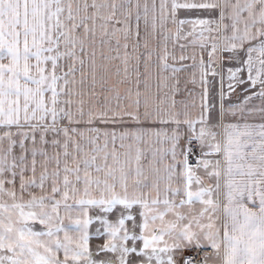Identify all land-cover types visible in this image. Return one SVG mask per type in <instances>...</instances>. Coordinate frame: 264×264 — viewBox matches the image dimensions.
Listing matches in <instances>:
<instances>
[{
    "label": "snow or ice",
    "instance_id": "6c2138e0",
    "mask_svg": "<svg viewBox=\"0 0 264 264\" xmlns=\"http://www.w3.org/2000/svg\"><path fill=\"white\" fill-rule=\"evenodd\" d=\"M0 264H264V0H0Z\"/></svg>",
    "mask_w": 264,
    "mask_h": 264
}]
</instances>
